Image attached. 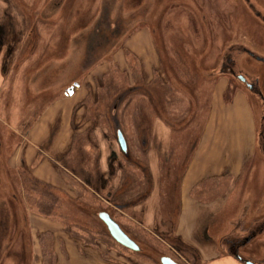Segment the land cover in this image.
Wrapping results in <instances>:
<instances>
[{
  "label": "rangeland",
  "instance_id": "rangeland-1",
  "mask_svg": "<svg viewBox=\"0 0 264 264\" xmlns=\"http://www.w3.org/2000/svg\"><path fill=\"white\" fill-rule=\"evenodd\" d=\"M45 1L15 0V4L26 11L36 5L35 13L33 12L32 15H34V26L42 53L40 60L46 65L54 57L63 55L65 52H72L74 46H72L73 43H68V40H71L74 33L78 34L80 29L71 28L70 21L73 15L71 18H67L66 9L62 13L59 12L57 16H47L48 10L45 7ZM247 1L246 3L245 0H76V6L80 7L76 8L75 14L83 24L87 23V26H91L92 22L95 23L98 20L99 7H102L103 11L107 8L108 10L116 8L113 12H107V14L105 12V20L114 21L117 18L122 21L120 34L126 30L134 33V39L131 41L134 44L132 47H141L142 44L148 43L147 50L143 51L145 54H137V52L134 54L132 50H127L119 43V52L115 55V61L113 58V62H110V56L108 59L104 58L99 62L100 69L91 73L92 76L78 77V81L80 84L87 83L89 80L87 78H90L92 80L91 90H94L96 86L98 93L105 91V85H109L107 92L110 93H120L121 90L133 86V84L143 86L140 91L144 90V93L149 91L148 88L151 89L153 104L145 99L142 92H135L129 94V97L127 96L126 105L121 107L123 110L119 120L122 123L119 130L123 132L130 151L153 169L160 163H166L180 166L183 170L187 154L193 150L208 117L212 90L226 85L223 79L209 80L202 76L200 70L217 71L221 66L223 72H219L217 75L225 77L227 75L228 86L231 84V88L235 86L238 89L240 87L235 80V74L239 72V69L242 70V65L249 62L242 59V61H237L238 54H241L244 47L264 52V0ZM72 2L74 1L67 0L65 4ZM48 5H52L51 0H48ZM256 13L260 15L259 18L255 16ZM133 15L134 19H132ZM39 18L43 21L38 20ZM130 20H133L131 24ZM144 26L149 27L150 32ZM147 32L152 35L153 46L149 44L144 35ZM86 39L85 36L80 39L82 43H80L79 52L81 53L88 46V43H85ZM239 57L241 56L239 55ZM75 58H77L75 55L70 57L71 60ZM227 59L234 62V69L238 71H235L233 76L228 75L231 71L225 65L224 67L222 64L220 65V62L229 64ZM54 63L45 66L47 75L54 74L53 78H47L48 84L53 85L54 83L59 87L69 86L68 80L75 71L74 61L66 63L68 68H65L66 64ZM110 63H114L112 68L108 66ZM253 69L257 75L262 77L260 88L264 95V65H253ZM128 73L136 74L138 77H134V81L133 78H128ZM74 76H77L76 73ZM5 86V82L1 81L0 103L7 95L4 92ZM47 90L45 85L39 89L38 93H43L42 97H45V94H48ZM49 93L52 95L51 97L48 94V97L43 98L44 100L51 98L48 103L60 96L57 92L52 94L51 90ZM95 94L96 91H92L89 100H95L93 98ZM230 94L228 92L224 94V100L228 104L232 103L235 98V95L228 98ZM111 95L106 96L105 94L102 100H109ZM244 96L248 102L245 94ZM7 97L12 100L13 106L11 117L3 122V112H1L3 121H0V178L2 179L0 181V213H6L3 217L5 221L3 225L6 230L4 228L5 231H2L3 239L0 240V264H29L33 258L31 235L35 233V228H38V231L50 228L44 223L34 220V217L30 220L29 216L28 219L32 223V232H30L27 222V215L30 211L38 213L34 205L37 195L31 189L30 183L31 180H34V167L36 165L42 167L43 159L40 156L46 159L47 165L40 168L41 172L46 171V173L39 181L48 186L49 190L61 200V205L55 212L57 220H53L56 221L55 226L60 228L56 233L62 234L61 228H63L70 234L72 241H75L71 242L72 246H75L76 242L80 240L78 242L87 247V255H83L87 260L96 258L101 260L106 255L110 256L116 264H158V258L168 256L179 264H187L186 262L194 264L191 259L189 261L184 258L187 256H182L178 251L177 255L171 249L172 247L166 244L168 242L162 240L159 235L152 234L153 231L150 229L152 221L149 219V221L145 219L144 222L138 216H134L135 219H133L130 217V211H125L123 214L114 213L120 225L132 232L139 244L147 248L143 253L124 250L123 247L114 243L109 238L103 224L98 220L99 212L105 211L110 214L113 212L111 206L107 204L106 196L109 195V191L113 190L115 179L114 182H111L107 170L112 164L116 168L118 166L122 168L124 167L122 165L126 164L120 158L116 143L118 129L115 124L114 126L108 125L104 119L98 118L97 122L101 124L97 123L98 127H94V130L91 129L94 120L88 118L86 109L81 126H74L81 127L82 133L74 136L70 143L71 149L64 150V155L60 157L49 155L48 158L45 156L46 154L34 156L33 152L32 157H29L24 154L22 146H19L24 135V131L20 130L22 127L16 131L12 130L17 121L16 109L20 99L19 83H16L14 93ZM235 100L229 116L232 120L237 119L243 123L245 128L246 123L255 121L254 114H252L249 103L246 102L245 105L241 98ZM137 109L143 118L136 114L135 110ZM41 111L42 109L34 110V116L37 112V117ZM103 111L106 113L105 110ZM228 127L231 125L229 124ZM16 134L22 135V137L18 135L16 138L19 141L12 138ZM144 136L151 137V140H148L146 150L142 152L139 144H141L140 137ZM260 139L259 134V144H261ZM259 144L255 154L248 160L240 180L233 182L232 178H226L227 181L221 184V188L214 189L208 198L203 199H207L211 204L215 203L216 206L225 203L226 210L230 212H234L235 199L239 198L240 200L245 193L249 195L247 205H252L254 210L261 204L264 205V155L260 152ZM59 151H63L62 147ZM112 153L118 157L114 162ZM16 154L18 155L17 161H15L17 157L15 159L13 156ZM28 160L30 167L26 164ZM14 162H17L16 165L13 164ZM155 175L156 179H159V175L157 173ZM117 177H119L118 174ZM85 179H90L91 184H88ZM103 183L105 188L101 189ZM209 186L214 187L213 182L205 184V187ZM96 187H99L100 190H96ZM170 190L171 188L167 189V194L170 193L169 198L176 199L178 197L181 202L180 190ZM211 190L209 189L208 192ZM198 194V189H194L193 195L198 197ZM9 196L10 199L7 201ZM243 207L245 208V205ZM9 213H11L13 222L8 221ZM146 215V218L150 217V215ZM234 215H231V219H234ZM139 221L140 223H138ZM216 223L218 228L213 227V231L210 232L214 237L221 238L227 233V227H222L221 221L217 220ZM51 230L53 231V229ZM155 234L157 233L155 232ZM169 244L172 245L170 240ZM229 245L228 243L226 246L229 247ZM94 246L98 248L94 249ZM253 248L264 252V235L255 241ZM260 250L254 252V256H259ZM64 260L61 255L60 261ZM195 264L203 263L199 259Z\"/></svg>",
  "mask_w": 264,
  "mask_h": 264
},
{
  "label": "flooded vegetation",
  "instance_id": "flooded-vegetation-1",
  "mask_svg": "<svg viewBox=\"0 0 264 264\" xmlns=\"http://www.w3.org/2000/svg\"><path fill=\"white\" fill-rule=\"evenodd\" d=\"M66 1L67 0H51L52 5H48V0H46L45 7L48 11H50L47 16H57L56 12L62 13L66 9L68 15L67 18H71V15H73V18H71L72 20L70 21L71 28L80 29V31L78 34L74 33L71 40H68V43H73L72 46H74V49L72 52H65L63 55H60L56 58L54 57V59H51L46 65L54 63L55 60L58 61H55V63H58L59 65H65L66 63H60L59 60H62L63 58L70 59L71 55L77 56V58L82 60V63L86 65L88 62L91 63L94 61L93 58L96 55L98 49L103 54V58L108 59L109 56L112 58V53L114 50H118L119 43L122 44L126 37L133 34L128 30L120 34V28L123 22L117 20V18H115L114 21L105 20V12L106 14L107 12H113L116 8H110V10L107 8L105 11H103L102 7H99L98 20L95 21V23L92 22L91 26H87V23L83 24L81 19H79L78 16L76 17L75 13L77 12L76 8L78 7L76 6V0H72L74 2L67 5L65 4ZM245 2L247 3L248 1L245 0ZM15 3V0H0V82H5L6 86L4 92L9 96L10 94L14 93L16 83H19L20 99L16 109L17 121L14 127L10 128H12L13 131H16L22 127L20 130L24 131L25 135L30 127V124H32L34 121V117H36L37 112L34 116V110L42 109L51 100V98H46V100L44 99L49 95V97L52 96L49 92L51 90L53 94L55 89L54 86L56 84H48L47 78H53L54 74H51V76L47 75V72L45 71V62L40 60L42 53L40 52V44H38L39 38L34 26V15H32L36 5H34V7H30L28 12L26 10H22L21 6ZM255 16L259 18L260 15L256 13ZM132 19H134V15ZM38 20L43 21L40 18ZM132 22L133 20H130L129 23L131 24ZM147 28L149 30V27ZM80 36H85V39L87 38L85 43H88V46L85 48L83 53L79 52L81 45L80 43H82L80 42ZM66 49L68 48L66 47ZM263 53L264 52L261 50L256 51L254 49H248L244 47L243 51H241V54H238L239 59H237V61L242 59L249 62L248 64L245 63L242 65V70L240 71L239 69V72L234 69L235 64L234 62L230 61V59H227V61L229 60V64L220 62V65L222 64L223 67L225 65V67L231 71V73L228 74L229 76H233L235 71L238 72L235 74V80H237L236 82H238L239 87L247 94L248 103L255 118L256 148H258L257 146L259 144L258 139L260 134L262 139H260L261 144H259L261 150L260 152L264 155V95L260 88L262 77L257 75L253 69V65H264ZM239 55L241 57H239ZM235 63L238 64V62ZM65 68H68L67 64ZM63 71L66 72V70ZM200 72L202 76L209 78V80H215V78L219 76L217 73H222L223 70H221L220 66L219 70L217 71L201 69ZM74 82L75 81L72 83L74 84ZM44 84L48 88L47 93L49 95L44 93L46 96L42 97L43 93L39 94L38 92L40 88L43 86L45 87ZM138 88L141 89L143 86L135 84H133V86H128L126 89L121 90L122 97H124L126 94L128 95L130 92L132 93ZM1 92L2 91L0 90V93ZM7 95L5 96L4 101H1L0 103V121H3L1 120V112H3V122H5V119L7 120L8 117H11V108L13 106L12 100H10V98L8 99ZM129 96L130 95H128V97ZM147 98L149 103L153 104L152 96ZM119 99L120 98L118 97L110 99L109 103H112L113 109L116 106L118 107ZM5 101L7 102L5 103ZM98 102L99 100L97 91L95 95V101L93 103L97 105ZM84 107L87 109L86 102L84 103ZM107 119L106 121L108 122ZM109 120L113 124L118 123L116 117H110ZM117 129L119 130L120 128L117 127ZM18 135L16 134L15 136H12L13 140L19 141L16 139ZM19 136L22 137V135ZM150 138L151 137L148 138L147 136H144L143 138L140 137L141 144H139V147L142 152H145L148 140H151ZM124 139L126 142L127 151L123 153L119 150V153L120 158L123 159L126 164L122 165L124 166L122 168L119 166L116 168V166L112 164L110 169L107 170L111 182H114L115 179L113 190L109 191V195L106 196L107 204H109V206H111L113 209V212L111 213L112 218L118 222L114 215L115 212L123 214L125 211H130V217L133 219L138 216L142 218L140 220L143 222L145 219L146 221H152L150 224V229L153 231L152 234L157 236L159 235L160 237H169L173 234L178 237L175 233V230L177 219L181 211V202L178 197L176 199L169 198L170 193L168 192L167 194V189L171 188V190H177L175 187L178 185V183H181L180 180L182 179L184 173L181 170L182 167L160 163L153 169L150 165H147L144 160L142 161L141 159L137 158V156H135L130 151L128 142L125 137ZM112 158L113 162L118 159L115 154L112 155ZM156 173L159 175V179H156ZM117 174L119 177L116 178ZM0 181H2L1 178ZM104 188L105 184L103 183L101 189ZM247 196L249 197V195ZM248 197L244 200L242 205H240L239 211L234 216V219L227 222V233L218 239V244L221 245V243L225 241L223 248L230 252L238 261L242 262L243 264H245V260L251 262L252 264H264V252L262 253L258 248H253L255 241L264 235V205L261 204L259 208H255L254 210L252 205H247V202L249 201ZM9 199L10 196L7 197V201H9ZM244 205L245 208H242ZM1 213L0 218L2 214H4ZM146 214L150 215V217L148 216V218H146ZM10 215L11 213H9L7 217L10 218L8 221L11 222L13 219ZM3 223L4 221L0 219V240L3 239L2 231L4 228L6 230V227L3 225ZM138 223H140V221ZM121 227L125 232L133 237L132 232L125 229L122 225ZM155 232L157 234H155ZM204 241L207 244L212 241V239L209 237L206 239V237L203 236V242ZM174 242V246L170 245L169 243L166 244L169 245V247H172L171 249L174 250L177 255L178 251L182 256H184L183 253H186L185 249H180V245H178L176 241ZM228 243L231 246H226ZM190 247L192 248L193 246ZM192 249L194 250L195 248L193 247ZM259 250L261 252L260 255L254 256V252ZM194 251L197 254V258L195 257L196 260L193 262L195 264V262L198 261L200 257L197 250L195 249ZM143 252L144 251L141 253ZM187 257L184 258L189 260V257ZM186 263L190 264L189 262Z\"/></svg>",
  "mask_w": 264,
  "mask_h": 264
},
{
  "label": "crops",
  "instance_id": "crops-1",
  "mask_svg": "<svg viewBox=\"0 0 264 264\" xmlns=\"http://www.w3.org/2000/svg\"><path fill=\"white\" fill-rule=\"evenodd\" d=\"M47 12L49 13L50 11ZM58 13L59 12H56V14ZM133 34L128 36L125 41L122 42L121 46H124V48L129 51L132 50L134 54L136 52L137 54H145L143 51L147 50L148 43L142 44L141 47H132V45L134 46L131 42L132 39H134ZM144 35L147 37L149 44L153 46V43L151 42L152 35L148 32ZM121 50L124 54L123 49ZM118 52L119 49L117 51H113V56L110 62L115 61V55ZM102 56L103 54L98 49L93 58L94 61L91 63L88 62L86 65L78 58L72 60L63 58L62 60H59L60 63L74 61V73H76L77 76H74V73L71 74L68 80L69 83H67L69 86L67 87L66 85L61 87L58 85L54 86V92L59 93L60 96L42 108V111L34 119L32 124H30L27 133L23 135L22 140L20 141L19 146H22L23 151H25V155L32 157L34 152V156L46 154L45 156L48 158L49 155L52 157H55L56 155L60 157L65 154L64 150L67 151V149H71L70 143L74 139V136L78 133H82L81 127L74 126H81L80 124L82 118L85 115L84 110L86 112L84 103L88 102V98L92 96V91H96V93L98 91L96 90V86L94 90H91L92 86L90 83L92 80H90V78H87L89 79L87 83L82 82L80 84V81L78 80L80 77L92 76L91 73L100 69L101 66L99 62L104 59ZM113 65L114 63H110L108 66L112 68ZM128 72H130V70H128ZM72 75L73 78H71ZM135 76L137 75L128 73V78L134 79ZM221 79L225 81L224 83H226V85L224 84L219 89L215 88L212 90L208 117L206 118L196 140V144L193 148L192 154L190 155L189 163L186 166L181 179L179 187L181 211L177 219L175 233L186 244L193 246L198 251L200 260L203 264H243L230 252L223 248L225 241H223L221 245L218 244L219 238L214 237L210 231L214 228H218L216 223L217 220L221 221L220 224L222 227L226 228L227 222L232 220L231 215H236L238 213L240 205H242L248 196L245 193L240 200L239 198L235 199L234 212L226 210L225 203L216 206L215 203L211 204L207 199H203L208 198L214 189L221 188V184H224L227 181L226 178H232L233 182L240 180L248 160L252 158L256 150L255 121H253V123H246V127L244 128L243 123L237 119L232 120L229 116L232 105L236 102L235 99L241 98L242 102L246 105L247 100L244 94L246 97L247 94L240 88L236 89L233 94V96L235 95L234 100L232 103L230 102L231 104H228L224 100V94L228 88V77L218 76L215 78L217 81ZM73 81H75L74 84L72 83ZM75 84L78 86L74 88L73 94L68 96L66 94V90ZM93 98H95V96H93ZM94 101L95 100L92 102ZM86 123L83 124L86 125ZM229 124L231 127H228ZM61 147L63 151L60 152L59 150ZM13 156L15 159L17 157L15 160L17 161L18 155L16 154ZM40 158L43 159L41 161L42 167L47 165V162L45 161L46 159L42 156H40ZM16 163L17 162H14L13 164L16 165ZM26 164L30 167L29 160ZM42 167L39 165L34 167V177L38 180H41L43 177L42 175L46 173V171H40V168ZM208 182H213L214 187H205V184ZM196 188L199 193L198 197L193 195V191ZM200 188H202V190H200ZM209 189L212 190L208 192ZM29 216L30 220L34 217V220L42 222L50 227L49 230L45 231H38V228H35V233L31 235L33 239V245L31 248L33 258L29 264H44L39 243V236L45 232H51L54 237L53 253L55 256V264H116L110 256L106 255H104L101 260L97 258L90 261L87 260L86 257H84L87 255V247L78 242L80 240L76 242L75 246H72L71 242L74 243L75 241H72L70 234L63 228H61V231L63 232L62 234L59 233L58 235L56 233L60 230V228L55 226L56 221H53L57 220L55 217H46L39 213H33L30 211L27 215L30 232H32V223H30L28 219ZM3 217L4 214H2L0 219L4 221ZM51 229H53L54 232ZM203 236H205L206 239L207 237L211 238L212 241L204 245ZM93 248L97 249L98 247L94 246ZM61 255L65 259L64 261H60Z\"/></svg>",
  "mask_w": 264,
  "mask_h": 264
},
{
  "label": "trees",
  "instance_id": "trees-1",
  "mask_svg": "<svg viewBox=\"0 0 264 264\" xmlns=\"http://www.w3.org/2000/svg\"><path fill=\"white\" fill-rule=\"evenodd\" d=\"M221 76H224V75H221ZM135 77L137 78L138 76H135ZM226 77H228V76L226 75ZM108 86L109 85H105V91L104 92L98 93L99 102L97 105L95 103H93L91 100H89V98H88V105L89 106L87 105V114H88L89 119L91 118L94 120L92 125H91L92 126L91 129L93 128V130H94V127H98L97 123L101 124L100 122H97L98 118L104 119L105 122H107L106 121L107 117H108L107 120L109 123L107 122L106 124L114 126V124L111 123L109 119H110V117H114V118L116 117L118 123L116 122L117 124H115V126L120 128V125L122 122L119 119H121V116H122L121 112L123 110V108L121 110V107L122 106L124 107V104L126 105L127 101H125V100L127 99V96L129 94L131 95L132 93H135V92H142L146 97L145 99H148L147 97H151V96L153 97V95L151 94L152 92L150 91L151 90L150 88H148L149 91L147 90L148 92H145V93L143 92L144 90L140 91L141 89L138 88V89H135L132 93L130 92V93H128V95L126 94V95H124V97H122L121 92L120 93H118V92H116V93L107 92ZM111 87H114V86H111ZM235 90H236L235 86H234V88H231V84H229L226 93L228 92L229 94L230 93L231 94L228 96V98H230L234 94ZM105 94H106V96L108 94H112L111 97L109 98V100H102V97L105 96ZM115 97H118L120 99L118 101V107L116 106L113 109L112 103H109V102H110L111 98H115ZM108 105H109V107H108ZM103 110H105L106 113H103L104 112ZM143 110H142V112H143ZM135 111H136V114H139L141 116V113H139L138 109ZM142 115H144V114L142 113ZM192 151L193 150H191L190 153L187 154L188 157H187V161L185 163V167L182 170L183 172L185 171V168L189 163V159H190V155L192 154ZM97 175H99V174H97ZM31 181H32L30 183L31 189L37 195V198L34 201V205L36 206L38 213H40L41 215H44L46 217H52V218L55 217L56 216L55 212L57 211V209L61 205V200H59L58 196L54 195V193L51 190H49L50 188L48 186H46L45 184L40 182L35 177H34V180H31ZM85 181L88 182V184H91L90 179H88V180L85 179ZM179 187H180V184L178 183V185L175 187V189L179 190ZM96 190H100V188L96 187ZM160 238L162 240H165L168 243L170 240V243L173 246L175 244L174 241H176L178 243V245H180V247H181L180 249H185L186 253H183L184 256H188L189 259H191L193 262H194V260H196V258H197L196 252L188 244H186L182 239H180L179 237H176L175 235L172 234L169 237L161 236ZM53 242H54V237L50 232H45L39 236V243H40L41 254H42V259L44 261V264H55V256L53 253ZM123 249L126 250L125 248H123Z\"/></svg>",
  "mask_w": 264,
  "mask_h": 264
},
{
  "label": "water",
  "instance_id": "water-1",
  "mask_svg": "<svg viewBox=\"0 0 264 264\" xmlns=\"http://www.w3.org/2000/svg\"><path fill=\"white\" fill-rule=\"evenodd\" d=\"M77 86L78 85L75 84L74 86L69 87L66 90V94L68 96H71L74 92V88ZM116 143L121 152L125 153L127 151L126 142H125L124 135L121 130L117 131ZM112 155H114V153H112ZM97 218L105 227V230L109 238L117 245L133 253H141L142 251L147 249L145 246L140 245L139 242L134 237L129 235L127 232H125L122 229L121 225L112 218L110 213L105 212V211L99 212L97 214ZM157 262L158 264H179L178 262L174 261L168 256H161L160 258H158ZM244 263L252 264L251 262L247 260H245Z\"/></svg>",
  "mask_w": 264,
  "mask_h": 264
}]
</instances>
